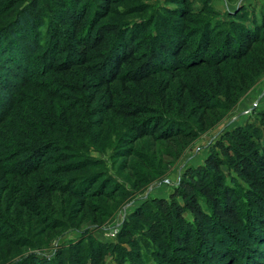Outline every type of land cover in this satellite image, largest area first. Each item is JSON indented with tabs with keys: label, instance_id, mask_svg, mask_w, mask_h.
<instances>
[{
	"label": "rangeland",
	"instance_id": "1",
	"mask_svg": "<svg viewBox=\"0 0 264 264\" xmlns=\"http://www.w3.org/2000/svg\"><path fill=\"white\" fill-rule=\"evenodd\" d=\"M67 1L0 0V31H4L7 36L5 30L9 28V24L28 6H36L34 17L39 22L41 14L46 10H50L54 17L63 16L65 18L67 17L66 9L62 7L64 4H69L73 10L74 8L80 9L84 5L88 9L87 23L90 24L93 21L95 10H98L96 13L101 17L98 18L99 25L121 24L126 27L125 35L127 34L125 32L127 24L142 20L144 26H147V35L143 33V36L137 37L138 41L134 45H140L143 52V50H147L149 43L157 45L161 42L165 33L172 31L170 27L173 23L179 29L184 25L188 30L196 29L198 32L205 22L213 18L223 26L220 28L230 29L233 34L236 27L233 21L254 28L256 21L262 19L264 12V0H114L111 2L108 0H81L80 4L78 0L68 1V3ZM107 4H109L108 15H106ZM169 8H178V11H175L176 15L171 13ZM185 8L190 10L189 15L184 11ZM180 10L184 11V16L186 12L187 17H184L179 12ZM103 14L106 15L104 19H102ZM49 20V17H44L45 26L42 29V37H40L45 50L50 44V37L46 34ZM57 20L59 19L52 17L50 25L52 26L55 22L53 27L57 25L59 33H62L65 26L59 25L60 22H56ZM71 27L69 24V28ZM211 32L213 31L211 30ZM189 36L192 40L187 46L188 48L194 45L196 39L194 35ZM30 37L32 38V35ZM219 37L224 39L225 34L216 36V38ZM19 38L18 36L17 39ZM68 40L67 35L63 33L61 42L64 47L60 46L62 52L60 60L67 54L65 47ZM112 43L113 37L110 36L107 47L110 48ZM52 46L53 42L49 49ZM258 47L260 54L263 55V45ZM188 48L186 52L189 50ZM49 49L48 54L35 56V60L31 59V67L29 70H25L21 76L18 75L21 68L9 61L10 50L8 51L6 46L4 48L0 46V80L10 82L8 85L0 82V90L6 89L8 86L6 90H9L11 95L7 105L13 102L11 111L0 121V154H3V165H7L9 162L8 156L11 152L16 149L17 153V146L11 144L25 140L30 136V133H34L35 135L32 134L34 137L40 133L42 139H49L46 138V135L50 133L61 146H66L67 152L71 154V162L76 165L88 162L92 165L84 167L77 174L99 175L100 182H108L109 187L102 196L90 197L87 207H81L76 198L56 193L53 202L56 209L48 208V213L51 215L47 213L48 219L44 221L39 219V215L34 214L26 204L28 195L31 193L26 197L19 192L21 188L27 192L29 184L34 188L31 192H35L38 189L39 175L32 176V179L23 182L22 179L15 180L12 175L8 176L0 171V264H23V262L31 264L29 260L32 255L46 258L57 256L60 258L59 264H68L64 260H68L70 254L78 256V253L89 248L90 242L87 241V238L90 240L88 234L91 232L97 240L110 245L105 251L103 250L104 257L101 260L98 259L97 264H120V262L123 263L124 258L126 262L124 264H129L130 259L135 261L138 258V253L146 259V264H169L172 260H179L182 264H205L206 257L213 254L212 250H226V245H219L216 242L217 238L219 241V236L225 232L224 228L226 227L217 221L211 222L207 230L193 233L196 244L186 241L180 246L172 234L170 224L166 223L167 221L162 222L163 218L152 212L153 199L170 200L171 195L177 190L179 183L190 168L204 165L205 160L214 150L222 156L221 149L217 147V144L222 140L226 144H230L228 142L230 138L227 137L228 132L250 125L251 134L264 138V120L261 116V112H264V70L260 71L255 77L254 83L232 105L226 98V82L221 80L223 76H219V71L214 66H203L191 72L184 69L169 72L154 70L152 72L156 73L152 75L151 80L145 81L142 87L128 82L127 87L130 94L126 92V85H122L118 81L113 85L116 100H123L130 106L144 105L140 108L142 109L140 115L128 117L105 110L103 104L108 99V95L96 96V93L91 89L95 78L89 73V68L86 65L75 67L69 75L64 77L68 85L59 84L57 86L56 82L49 81L47 78H52L54 74L52 71L45 78L39 77L43 65L50 63ZM252 58H254L253 54L245 60L228 61L223 65L225 76L239 78L245 75L248 80L253 72L250 69L254 64ZM262 61L264 62V56ZM32 62H36V67H33L35 65ZM254 66L256 65L254 64ZM152 68L148 67L147 70ZM129 70V67L124 68L125 73ZM24 77L26 84H23ZM237 82L234 85L241 87V83ZM188 86H194L196 89H200L202 86L209 88L211 94L217 96H214V107L204 110L200 103L188 94L189 92L186 91ZM48 106L52 107L51 110L57 118L65 119L63 124L55 123V129H50L52 122L47 121L43 114ZM5 108L6 104L0 105L1 112H4ZM205 111L206 122L209 125L217 119L216 116H220L217 122L207 129L202 128L198 121V116L204 114ZM65 114L69 116H67L68 119ZM152 115H165L168 119L178 120L180 128L186 125L187 129L190 128L196 133L195 138L192 136L170 141L160 136L162 131L157 135L139 138L138 126L145 119L151 118ZM52 120L54 121V119ZM13 157L15 159L17 155ZM48 163L47 168H53L58 164L53 160ZM229 167V163L223 165L226 174L234 172V169ZM46 176L49 174H44V177ZM238 179L244 189L253 187L249 181L239 176ZM10 186H13V189H10ZM98 188L101 189V187ZM233 193L236 200H240L244 195L241 191ZM33 195L31 196L33 197ZM178 200L183 204L181 198ZM36 202L38 203L40 200L37 199ZM241 205L242 211H245L247 205L243 202ZM138 210L146 212L147 220L134 217ZM261 214L264 215V209ZM260 215L258 218L261 217ZM185 216L193 220L189 211L185 213ZM130 218L137 225L133 226V230H135L132 234L126 236V222ZM3 221L8 223L9 230L6 229L7 225H4ZM47 222L49 223L46 225ZM97 223H101V226H96ZM177 223L174 225L176 226ZM157 224L160 231L151 228L152 225L157 228ZM240 228L243 229V234L239 237V241L252 240L249 245L251 244L250 246L256 249H254L255 252L257 251L256 254L264 256V242L258 244L259 242L255 241L256 238H250L248 231H245L247 228L244 227V229L242 224H240ZM150 237L154 238V241ZM206 237L214 246L217 244L214 249L209 251L206 249L203 240H201ZM232 238L227 237L228 243H232ZM149 239L152 243L146 244L145 242ZM197 239L201 245H198ZM81 240L84 241L83 250L80 248L79 241ZM76 243L80 249L67 250L69 253H65V256L61 255L65 246ZM197 249L200 250L199 253L196 252ZM161 258H164L165 262ZM240 258L236 264L243 263V257ZM219 259H221L219 264H225L229 260L226 257ZM87 264H91V262L89 261Z\"/></svg>",
	"mask_w": 264,
	"mask_h": 264
},
{
	"label": "trees",
	"instance_id": "2",
	"mask_svg": "<svg viewBox=\"0 0 264 264\" xmlns=\"http://www.w3.org/2000/svg\"><path fill=\"white\" fill-rule=\"evenodd\" d=\"M108 1L111 2L114 0ZM78 3L80 4L81 0H78ZM108 6L109 4L106 5V15L109 14ZM62 7L66 9L65 13L67 17H54L50 10H46V12L42 11L43 13L41 14V20L39 22L34 17L37 9L36 6L26 7L9 24V28L6 29L7 31L5 30L7 36L4 31H0V46L2 48L6 46L8 51L10 50L9 61L21 68V72L18 75L23 76V72L29 70L31 67L30 60H35V56L39 57L40 55L44 56L48 54V49L53 42L52 48L49 49L50 63L48 65L42 64L43 67L39 73V77L43 76L45 78L52 71L54 74L52 78H47L49 81L56 82L57 86L59 84L62 86L68 85L64 77L69 75L75 67L86 65L89 68V73L95 78L91 89L96 93V96L101 94L108 95V99L104 101L103 106L109 112L132 117L140 115L142 111L140 108L144 107L143 104L142 106H130V104L123 100H116L113 85L118 81L122 85H126V92L130 94V90L127 87L128 82L142 87L143 83L149 79L151 80L152 75L156 72H169L171 70L183 69L191 72L203 66H214L217 67L219 76H223L221 80L226 82V98L229 100V104L232 105L254 83L255 77L260 71L264 70V62L262 61L264 53L261 55L260 48L258 47L259 45H263L264 47V12L262 19L256 21L254 28L249 25H243L241 22L233 21V24H236L234 25L236 27L233 34H231L230 29L220 28L223 26L213 18L205 22L198 32L196 29L188 30L184 25L179 29L173 23L170 27L172 31L165 33L161 42L157 45L149 43L147 50H143L142 52L140 45H134L138 41L136 39L137 37L140 38L143 36V33L147 35V26H144L142 20L127 24V31H125L127 34L125 35L124 30L126 27H123L121 24L105 23L99 25L97 22L100 15L96 13L98 10H95L93 21L89 24L87 23L88 9L84 5L80 9L74 8V10L69 4H64ZM169 11L176 15L175 11H178V8H169ZM184 11L189 15L190 10H186L185 8ZM184 11L180 10L179 12L184 16ZM186 12L185 16L187 17ZM45 16L50 19L47 26L48 29L46 30V34L50 37V44L47 50L44 49L42 40L40 39L42 37V29L45 26ZM52 17L59 19L56 21L60 22H58L59 25L65 26L64 32L59 33L57 25L53 27L55 22L52 26L50 25ZM69 24L72 26L71 28H69ZM50 28H52L51 31ZM63 33L67 35L69 40L65 47L67 54L60 60V54L62 53L60 46L64 47L63 42H61ZM222 34H225L224 39L221 37L216 38V36ZM31 35L32 38L30 37ZM189 35L196 36L194 45L191 44L193 46H190V48L187 47L192 40ZM18 36L20 37L19 39H17ZM22 36L23 38H21ZM110 36L113 37V43L109 48L107 47V43ZM187 48L189 50L186 52ZM252 54L254 56L252 62L256 66L252 64L250 69L253 72L248 80L245 75L239 78H233L230 75L229 78L225 76V67L223 68V65L230 60H245ZM35 63L33 64L35 65ZM33 67H36V65ZM125 67H129L130 69L126 73L124 71ZM148 67H153L154 69L147 70ZM154 70L156 72H152ZM23 79V84H26V78L24 77ZM237 81L241 83V87L234 85ZM0 82L5 85L10 84L6 80L4 82L0 80ZM64 88L66 89V87ZM6 89L0 90V105L6 104L5 111H0V121L13 108V102L7 105L11 94ZM231 90H233L232 94ZM186 91L200 103V106L204 110H210L214 107V96L216 95L213 96L206 86H202L200 89H196L194 86H188ZM51 109L52 107L48 106V109L43 114L47 121L52 122L50 129H55V123L63 124L65 119L57 118ZM67 116L65 114L66 118ZM205 116L206 111L204 114L198 116V121L202 128L206 129L210 128V125L213 126L220 117L219 115L216 116L217 119L209 125L206 122L207 119ZM261 116L264 120V112H261ZM150 117L138 126L139 138L157 135L161 131L162 134L160 136L170 141L192 136L195 138L196 136V133L190 128L188 130L186 125L180 128V123L176 119H168L165 115H152ZM250 127V125L238 127L228 132L227 137L228 139L230 138L231 142L228 141L230 144H226L223 140L217 144V147L221 149L223 155L220 156L214 150L207 157L204 165L190 168L179 183L177 190L171 195L170 200L165 198L153 199L154 207L152 208V212L156 213L159 217L161 216L163 218L162 222L167 221L166 223L170 224L173 231L172 234L176 237V242L180 246L186 241L188 243L192 241V244H196L193 233L207 230L211 222L217 221V223L226 226L224 228L225 232L219 236V241L218 238L216 241L219 245H226V250L224 251L212 250L217 244L214 246L207 237L206 239L201 238L206 249L213 251L212 255L209 254L206 257L205 264H219L221 261L219 258L224 259L225 257L229 259L225 264H236L241 259L240 257H243L242 264H264V256L262 254H256L257 251H254L255 248L251 247V244L249 245L252 240L248 241L243 239L242 241L246 243L239 241V237L243 234V229L240 228V224H242L243 228H247L244 229L248 231V235L251 236L250 238H256L255 241H258V244L264 242V215H260L264 209V138H261V136L255 137L251 134L249 131ZM252 129L255 130V128ZM32 134L34 133H30V136L23 141L11 144L12 146H17V153L16 149L14 152H11L8 156L10 160L7 165H3V154H0V171H3L8 176L12 175L15 180L22 179L23 182L29 181L32 179V176L39 175L37 183L38 189L35 192H31L34 188L30 184L27 186V192H24V188L19 190L20 193H23L22 196L27 197L31 193L28 195L26 204L34 214L39 215V219L47 221L48 210L56 209L55 205H53L55 201L54 195L56 193L76 198V201L78 203L80 202L81 207H87L90 203L88 201L90 197L102 196L108 191V182H100L99 175L92 174L88 176L86 174H77L84 167L92 166L90 163L85 162L86 164L76 165L71 162V154L67 152L66 146H61L59 141L53 138L50 133L46 135V138L49 139H42L40 133H38V136H35L36 138L34 137L35 134ZM16 155L17 157L13 159V156ZM52 160L57 161L58 164L53 168H47L48 162ZM227 163H229L230 169H234V172L231 171L229 174L225 173L223 165H227ZM46 173L49 176L44 177ZM238 176L249 181L253 185V189H244L241 187ZM10 187V189H13V186ZM98 187H101V189ZM234 191H241L242 195L244 194L240 198L241 201L236 200ZM32 194H34L33 197L31 196ZM244 197L245 199H243ZM178 198L182 199L183 204L179 202ZM37 199L40 202L37 203ZM242 202L247 205L245 211H242ZM260 210L262 212H259ZM187 211L192 214L193 220L186 218L185 213ZM48 214L51 215L50 213ZM259 215L261 216L260 218H258ZM135 216L138 219L147 220L145 217L146 212L143 210L142 212L138 210ZM257 220L260 221L256 222ZM48 221L50 222V220ZM3 223L7 225L6 229L9 230L8 223L5 221ZM175 223L178 226H175ZM126 224V236H129L135 230H133V226L137 224L131 218ZM96 226H101V223H97ZM151 228L158 231L161 230L158 229V224L157 228L153 225ZM1 233L4 232L1 231ZM188 234L189 236L187 237ZM88 236L90 237V240L87 238V241L90 242H88L90 244L89 248L84 249V252L81 251L80 254L78 253V256L70 254V258L64 260V262L68 264H87L90 261L91 264H97V260H101L104 257L103 252L110 245L97 240L92 232ZM228 236L233 237L232 243H228ZM150 238L151 240L154 239L152 237ZM83 240L79 241L81 243L80 248L84 245ZM156 240L159 242L158 238ZM149 242L152 243L150 239L145 243L147 244ZM197 242L198 245H201L198 239ZM65 247V250H62V256H65V253H69L67 250L76 251L80 249L77 243ZM196 252L199 253L200 250L197 249ZM92 253L94 254L92 255ZM30 259L29 262L31 264H59L60 262V258L57 256H54V258H46L40 255H32ZM161 259L165 262L164 258ZM122 261L123 263L120 262V264H124L125 258ZM129 261V264H146V259L139 253L135 261H131V259ZM169 264H182V262L172 260Z\"/></svg>",
	"mask_w": 264,
	"mask_h": 264
},
{
	"label": "built area",
	"instance_id": "3",
	"mask_svg": "<svg viewBox=\"0 0 264 264\" xmlns=\"http://www.w3.org/2000/svg\"><path fill=\"white\" fill-rule=\"evenodd\" d=\"M111 235H114V234H111Z\"/></svg>",
	"mask_w": 264,
	"mask_h": 264
}]
</instances>
